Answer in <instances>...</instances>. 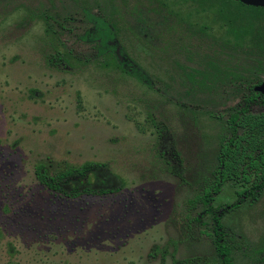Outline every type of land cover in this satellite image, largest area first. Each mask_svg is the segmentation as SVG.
I'll return each mask as SVG.
<instances>
[{
	"label": "rangeland",
	"instance_id": "obj_1",
	"mask_svg": "<svg viewBox=\"0 0 264 264\" xmlns=\"http://www.w3.org/2000/svg\"><path fill=\"white\" fill-rule=\"evenodd\" d=\"M225 1L222 12L223 0H0V264H221L213 212L260 240L264 192L241 196L240 179L211 209L186 202L214 166L240 78L264 80V7ZM84 8L112 23L156 89L94 58ZM38 160L104 161L125 185L64 198L36 182Z\"/></svg>",
	"mask_w": 264,
	"mask_h": 264
},
{
	"label": "trees",
	"instance_id": "obj_2",
	"mask_svg": "<svg viewBox=\"0 0 264 264\" xmlns=\"http://www.w3.org/2000/svg\"><path fill=\"white\" fill-rule=\"evenodd\" d=\"M225 4L223 0L218 10L223 12ZM83 14L89 25L83 30L81 38L91 45L94 58H104V64L113 65L147 87L156 89L155 80L125 51L115 27L103 13L84 8ZM233 20L230 18L229 22ZM251 28L248 22L238 24L234 32L242 37L251 34ZM240 79L243 84L240 98L222 119L223 131L218 137L214 166L208 175L201 178L200 188L187 199V208L200 204L211 209L210 201L220 190L221 184L233 178L240 179L244 184L239 191L243 197L255 200L264 192V96L253 88L262 80L257 77ZM155 128L159 136L162 127L157 123ZM165 168L176 173L169 166ZM33 174L36 182L49 192L70 199L116 193L125 185L124 179L104 161L73 163L67 160H38L34 164ZM211 230L210 237L221 264H234V250H242L251 260L264 261V232L258 242L252 243L245 236H237L227 230L215 212L212 214Z\"/></svg>",
	"mask_w": 264,
	"mask_h": 264
},
{
	"label": "water",
	"instance_id": "obj_3",
	"mask_svg": "<svg viewBox=\"0 0 264 264\" xmlns=\"http://www.w3.org/2000/svg\"><path fill=\"white\" fill-rule=\"evenodd\" d=\"M238 1L246 5L264 7V0H238ZM253 88L255 91L259 92L260 94L264 96V80L254 85Z\"/></svg>",
	"mask_w": 264,
	"mask_h": 264
}]
</instances>
